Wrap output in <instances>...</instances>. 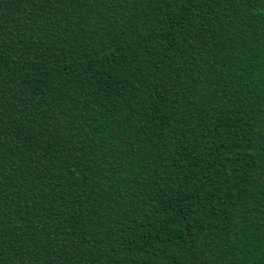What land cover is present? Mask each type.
I'll return each instance as SVG.
<instances>
[{
  "label": "trees",
  "instance_id": "1",
  "mask_svg": "<svg viewBox=\"0 0 264 264\" xmlns=\"http://www.w3.org/2000/svg\"><path fill=\"white\" fill-rule=\"evenodd\" d=\"M0 264H264V0H0Z\"/></svg>",
  "mask_w": 264,
  "mask_h": 264
}]
</instances>
